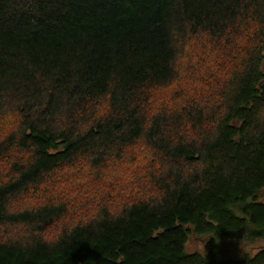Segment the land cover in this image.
<instances>
[{
	"label": "trees",
	"instance_id": "1",
	"mask_svg": "<svg viewBox=\"0 0 264 264\" xmlns=\"http://www.w3.org/2000/svg\"><path fill=\"white\" fill-rule=\"evenodd\" d=\"M263 61L264 0H0V264H264Z\"/></svg>",
	"mask_w": 264,
	"mask_h": 264
},
{
	"label": "rangeland",
	"instance_id": "2",
	"mask_svg": "<svg viewBox=\"0 0 264 264\" xmlns=\"http://www.w3.org/2000/svg\"><path fill=\"white\" fill-rule=\"evenodd\" d=\"M263 71H264V61H263ZM71 174H66V180H70L69 179V176ZM73 175V174H72ZM71 178V177H70ZM78 181L75 182V185H77ZM78 186H76V189H77ZM73 189H75V186H72L71 187V190L69 192H67L70 196L73 195ZM80 191V194H81V190ZM94 194V193H93ZM93 194H89L88 197H89V200L92 199V198H97V197H100L102 194H96L97 197L93 196ZM260 201L264 202V189H262L259 193V198H258ZM87 205H90L89 203ZM88 209L90 208H87V209H84L82 210L81 213H86L87 211H89ZM57 230L58 228L56 227L55 224H53L51 227H49L48 229H46L45 233L48 235L47 237H53L56 233H57ZM23 233V232H22ZM25 233V232H24ZM203 241L200 240V239H194V240H191L190 243L187 244V249L188 250H202L203 249ZM246 246L244 245H241V244H235V243H230L228 244L227 246V249L229 251L230 254H239L240 252H244L246 251Z\"/></svg>",
	"mask_w": 264,
	"mask_h": 264
}]
</instances>
